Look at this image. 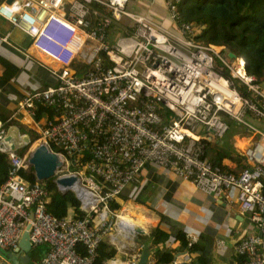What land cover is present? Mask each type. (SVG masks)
Returning <instances> with one entry per match:
<instances>
[{"label":"built area","instance_id":"obj_1","mask_svg":"<svg viewBox=\"0 0 264 264\" xmlns=\"http://www.w3.org/2000/svg\"><path fill=\"white\" fill-rule=\"evenodd\" d=\"M162 1L174 31L127 11V0H0V17L30 37L39 63L55 76L53 85L23 96L16 111L36 139L60 156L65 170L56 175L75 174L88 192L77 197L83 216H53L45 208L46 188L18 173L29 166L28 148L7 152L0 248L20 256L18 242L29 223L30 247L46 245L39 264H96L105 237L123 250L109 202L150 163L208 194L235 189L238 210L255 232L239 238L234 253L244 264H264V130L250 121L264 123V81L246 72L241 57L197 41L200 27L180 19L179 0ZM122 17L132 28L107 44L108 27ZM38 104L53 111L45 126L33 119ZM163 108L170 113L167 122ZM6 128L0 121V140ZM234 129L252 140L241 149L246 166L229 171L203 156L200 141L233 137ZM185 237L188 246L196 240L191 233ZM139 256H112L99 264H136ZM152 262L148 254L144 264Z\"/></svg>","mask_w":264,"mask_h":264},{"label":"crops","instance_id":"obj_2","mask_svg":"<svg viewBox=\"0 0 264 264\" xmlns=\"http://www.w3.org/2000/svg\"><path fill=\"white\" fill-rule=\"evenodd\" d=\"M129 8L130 10L127 9V11L145 15L161 26L174 31L162 0H133ZM120 19L117 23L124 24L126 20L131 21L126 17ZM117 23L107 29L106 42L109 45H112L116 37L127 30L123 29L120 32V26ZM29 43L30 37L26 33L0 17V116L9 121L7 127L13 125L17 128H28L16 111L18 101L34 90L55 83L54 74L39 63ZM250 121L264 130V123L261 121L254 119ZM233 133V137L220 140L211 138L205 141L207 146L220 147L226 144L241 157L240 163H242L241 149L250 144L252 139L244 129H236ZM220 164L231 171L241 168L225 156L221 157ZM235 196L236 190L233 188H228L218 195L205 193L190 180L176 176L169 169L145 163L134 179L113 198V201L119 204V208L109 207L112 211L120 212L119 215L117 214L116 235L118 237L116 239L126 246L121 250L115 247L117 244H112L108 237L104 240L116 249L115 257L124 258L129 253H140L146 250L143 248L144 238H138L139 243H137L136 237L130 232L131 229L133 226H138L145 232L141 236H145L149 229L161 220V228L171 237L178 231L184 233V236L186 233H191L196 239V244L203 246L202 254L208 264H234V244L242 236L255 232L247 215L240 214ZM122 218L128 223L124 229L119 226ZM39 248L41 253H44L46 245H38L34 249ZM167 248L172 250V261L176 263L184 261L183 255L186 256L184 262H188L195 254H189L180 249L178 241H169ZM7 251L11 253V258L15 259V253ZM146 251L151 257V253ZM40 259L36 262L30 257L29 262L39 264ZM0 260L3 264H11V259L4 254H0Z\"/></svg>","mask_w":264,"mask_h":264},{"label":"trees","instance_id":"obj_3","mask_svg":"<svg viewBox=\"0 0 264 264\" xmlns=\"http://www.w3.org/2000/svg\"><path fill=\"white\" fill-rule=\"evenodd\" d=\"M177 9L180 19L200 27L199 33L195 36L197 41L220 46L221 52L231 51L235 56L243 59L247 73L256 76L262 82L264 81V0H179ZM100 55L105 60L104 54L100 53ZM82 70L83 67L78 70V73ZM52 113V109L38 104L34 108L33 119L41 121L42 126H45L46 122L52 118ZM161 114L163 121L167 122L170 115L168 110L161 109ZM0 121L2 126L7 127L9 121L7 122L6 118L0 116ZM226 121L229 126L232 125L230 119L226 118ZM33 136L37 135L34 133ZM36 141L37 139L34 144ZM200 143L203 148V156L207 160L209 159L208 161L213 165L229 170L220 164L221 157L225 156L232 159L239 167L246 166L240 163L241 157L226 144L218 147L207 146L205 140H201ZM9 165L8 155L0 152V184L7 177ZM71 168H73L72 164L69 166V170H72ZM18 173L28 182L35 181L30 166L25 170L20 168ZM53 178L54 176L40 181L48 192L45 204L47 212L57 217L69 215L79 218L83 216L84 211L80 209L79 200L74 193L70 190L59 191ZM109 207L118 209L119 204L112 200L109 202ZM169 235L166 230L161 228V220H159L154 227L149 229L147 235L138 237L139 239L144 238L143 248L151 253L152 264H166L172 261V250L167 248L169 241H178L180 249L189 254L195 253L188 262L183 261L177 264H208L202 254V245L196 244L195 241L188 246L187 238L180 231L176 232L173 237ZM34 248H31L28 254L31 259L38 262L44 253H41V248ZM76 249L79 253H83L79 244L76 245ZM116 254V249L103 239L96 248L94 263L99 264ZM233 261L234 264H244L245 258L235 254Z\"/></svg>","mask_w":264,"mask_h":264},{"label":"water","instance_id":"obj_4","mask_svg":"<svg viewBox=\"0 0 264 264\" xmlns=\"http://www.w3.org/2000/svg\"><path fill=\"white\" fill-rule=\"evenodd\" d=\"M226 54L229 58L235 56L231 51H227ZM23 146L28 148L29 155L27 162L31 167L33 176L36 180L41 181L54 176L53 182L59 191L63 192L70 190L74 193L76 198L78 197V193L81 192L78 177L73 173L56 175L57 170L62 165L60 156L57 153L48 150L47 147L40 142L34 144V141H31L28 135L19 133L16 126H8L5 135L0 140V152L7 153L15 151ZM77 188H79L78 191H76ZM28 227L29 223L25 225L18 242V248L21 252V256L18 259H12L11 253L7 251V249L0 248V254L9 257L11 259V264H21L20 262H23L24 264H36L29 262L30 257L28 253L31 247L28 241ZM132 231L136 237L137 243H139L137 236L145 233L144 230L138 226H133ZM147 256L148 252L142 250L136 264H144L147 260Z\"/></svg>","mask_w":264,"mask_h":264},{"label":"rangeland","instance_id":"obj_5","mask_svg":"<svg viewBox=\"0 0 264 264\" xmlns=\"http://www.w3.org/2000/svg\"><path fill=\"white\" fill-rule=\"evenodd\" d=\"M133 0H127V4L125 5V9H129L130 10V8H129V5H130V3L132 2ZM121 19H119L118 21H120ZM115 23H117V20L116 21H113V23L112 24H115ZM111 24V25H112ZM120 27V32H121V30H123V29H127L126 31H129V29H131V26H132V22L131 21H127L126 20V23H124V24H121V23H117ZM111 25H110V27H111ZM117 26V25H116ZM109 27V28H110ZM122 35V34H121ZM213 64H214V66L215 67H218V62H217V60H214V62H213ZM260 128H262V127H260ZM18 130H19V132L20 133H24V134H26V135H28L29 137H30V140H31V138H32V140L31 141H33L34 139H36L37 138V136L36 137H34L33 135H34V132H32V131H30V129H28V128H22V127H18L17 128ZM23 147H26V146H23ZM23 147H22V149H23ZM21 150V149H20ZM61 168V167H60ZM72 170H74V167L73 168H71ZM61 171H64L65 169H64V167H62L61 169H60ZM115 213L116 214H120V212H119V210H117V211H115ZM118 223V222H117ZM117 230H118V228H117ZM113 233H114V231H112ZM138 236H141V235H138ZM137 236V237H138ZM105 238H107V237H105ZM104 238V239H105ZM115 247H117L116 245H115ZM131 248V246L130 247H128V250ZM125 252H127V250H124ZM14 257H15V259H18L20 256L19 255H17V254H14ZM21 264H24L23 262H20Z\"/></svg>","mask_w":264,"mask_h":264},{"label":"bare ground","instance_id":"obj_6","mask_svg":"<svg viewBox=\"0 0 264 264\" xmlns=\"http://www.w3.org/2000/svg\"><path fill=\"white\" fill-rule=\"evenodd\" d=\"M36 143H39V139H37ZM36 143H35V144H36ZM78 189H79V188H77L76 191H78ZM81 190H82L83 193H85L84 195H86V194L88 193L87 190H86V189L83 190L82 187H81ZM120 221H121V223H120V225H119L120 228H122V229L126 228V227H127V224H128V223L126 222L127 220L125 221V220L122 218V220L120 219ZM117 222H118V219H117ZM117 225H118V224H117ZM127 230H129V229L127 228ZM131 230H132V229H131ZM129 231H130V230H129ZM130 232H132V231H130Z\"/></svg>","mask_w":264,"mask_h":264}]
</instances>
